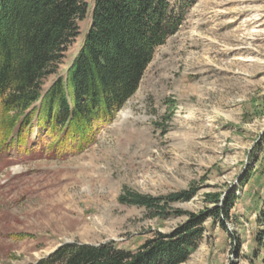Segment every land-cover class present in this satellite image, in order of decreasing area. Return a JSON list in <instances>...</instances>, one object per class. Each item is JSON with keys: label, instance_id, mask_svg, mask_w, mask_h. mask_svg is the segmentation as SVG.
Here are the masks:
<instances>
[{"label": "rangeland", "instance_id": "obj_1", "mask_svg": "<svg viewBox=\"0 0 264 264\" xmlns=\"http://www.w3.org/2000/svg\"><path fill=\"white\" fill-rule=\"evenodd\" d=\"M89 25L90 9L42 92L64 75ZM46 143L33 131L21 147H0V264H37L72 243L113 242L134 251L188 216L159 220L117 198L189 189L195 195L172 209L222 212L204 220L197 248L180 264H260L254 251L264 204V0H196L90 145L55 156ZM211 194L220 203L208 202ZM226 195L234 197L229 206Z\"/></svg>", "mask_w": 264, "mask_h": 264}, {"label": "trees", "instance_id": "obj_2", "mask_svg": "<svg viewBox=\"0 0 264 264\" xmlns=\"http://www.w3.org/2000/svg\"><path fill=\"white\" fill-rule=\"evenodd\" d=\"M195 2L92 0L90 7L86 0H0V147H21L35 131L55 156L85 149L135 93L156 49L177 32ZM89 9L90 25L77 54L42 92ZM194 195L195 189L159 198L123 193L120 204L143 207L159 220L188 219L171 233H154L134 251L113 242L64 244L37 264H180L197 248L204 220L222 212L218 207L199 214L172 209ZM206 197L220 203L218 194ZM224 199L229 206L234 197ZM256 223L261 229L254 256L264 264V204Z\"/></svg>", "mask_w": 264, "mask_h": 264}, {"label": "water", "instance_id": "obj_3", "mask_svg": "<svg viewBox=\"0 0 264 264\" xmlns=\"http://www.w3.org/2000/svg\"><path fill=\"white\" fill-rule=\"evenodd\" d=\"M57 248H58V247H57ZM57 248H56V249H57ZM56 249H55V250H56ZM53 252H54V251H53ZM53 252H52V253H53ZM52 253H51V254H52ZM49 255H50V254H49Z\"/></svg>", "mask_w": 264, "mask_h": 264}]
</instances>
